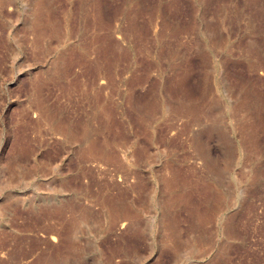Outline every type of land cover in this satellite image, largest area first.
<instances>
[{"label": "rangeland", "instance_id": "obj_1", "mask_svg": "<svg viewBox=\"0 0 264 264\" xmlns=\"http://www.w3.org/2000/svg\"><path fill=\"white\" fill-rule=\"evenodd\" d=\"M0 264H264V0H0Z\"/></svg>", "mask_w": 264, "mask_h": 264}, {"label": "bare ground", "instance_id": "obj_2", "mask_svg": "<svg viewBox=\"0 0 264 264\" xmlns=\"http://www.w3.org/2000/svg\"><path fill=\"white\" fill-rule=\"evenodd\" d=\"M211 133V132H210ZM226 134V133H225ZM228 135V134H227ZM209 138V137H208ZM228 142V141H227ZM202 143V142H201ZM209 144V143H208ZM215 164V163H214ZM230 164V163H229ZM215 168V166H213ZM217 168V167H216ZM221 168V167H220ZM222 169V168H221ZM220 170V169H219ZM214 174H216V169H213ZM218 172V171H217ZM211 174V173H210ZM228 174V173H227ZM219 175V174H218ZM221 176V175H220ZM214 177V176H213ZM222 177V176H221ZM220 207V206H219ZM217 215V214H216ZM222 219V218H221ZM220 220V219H219ZM215 222V221H214ZM221 225V224H220ZM223 239V238H222Z\"/></svg>", "mask_w": 264, "mask_h": 264}]
</instances>
